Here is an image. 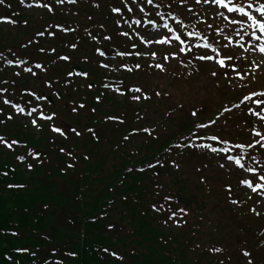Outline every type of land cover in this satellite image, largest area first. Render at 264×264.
Segmentation results:
<instances>
[{"label":"trees","instance_id":"16d2710c","mask_svg":"<svg viewBox=\"0 0 264 264\" xmlns=\"http://www.w3.org/2000/svg\"><path fill=\"white\" fill-rule=\"evenodd\" d=\"M34 34L26 29L18 35L19 41L27 39L32 54L49 60L50 54L38 51L43 46ZM59 49L58 54L63 55L62 47ZM48 76L51 81L57 79L51 72ZM93 78L98 80L99 75L94 73ZM96 85L94 90L68 94L67 102L77 111L69 114L55 109L56 123H67L81 135L70 132L57 138L43 130L39 140L30 136L27 141L49 153L50 163L26 173L22 168L13 169L0 155V172L7 173L0 174V264H56L58 257L62 258L58 264H120L100 255L101 247L120 251L134 248L132 264H192L183 257L172 261L164 247L170 236L159 225H152L145 209L166 191L176 192L178 202L194 209H204L211 202L201 188L191 190L189 182L184 185L173 179L175 171L165 159L168 140L162 143V139L146 134H132L149 122L141 116L143 106L133 108L125 99L112 108L109 102H116L100 91L99 81ZM97 97L104 101L100 103ZM116 115L122 122L108 121ZM158 160L166 163L153 166ZM21 182L22 189L6 188ZM116 220L119 226H113ZM109 225L113 231L108 230ZM106 232L114 235L116 244L104 236ZM62 251L76 255L62 257Z\"/></svg>","mask_w":264,"mask_h":264},{"label":"snow or ice","instance_id":"6c2138e0","mask_svg":"<svg viewBox=\"0 0 264 264\" xmlns=\"http://www.w3.org/2000/svg\"><path fill=\"white\" fill-rule=\"evenodd\" d=\"M65 2H67L68 4L71 5H76L78 3V0H54V3L56 5H63L65 4ZM94 6L95 7H100V4L97 2V0H93ZM147 5H153L154 4V0H121V6H117L115 4H110V10L112 13L116 14L117 18H116V24L120 25L123 19V12L126 9L127 12L132 13L134 11V7L139 9L140 13H143L144 15L140 18H136L135 16L132 17L129 20H123L124 24L128 25L129 29H132L133 33L135 34L136 37L139 38L140 42L143 43L145 46L150 45L152 43H159V44H173V42H176V47L178 48V51L176 52H169L165 55L162 56V61H167L169 60V58H173L176 59L181 53H188V52H192L193 47L198 48V49H205V50H210L211 53L215 54V55H211L209 54L207 51H202L199 53H193V55L195 56V58L197 60L200 61H215V63L219 66V68H221L223 71L220 72V75L223 76H236L239 77L240 79L244 78V75H247V73H241L240 71H237L239 65L237 63H226V61H233L235 59H239V57H233L231 55H227V56H221V53L219 51V49L217 47L214 46L213 43L209 42V38L207 36H204L201 34V32L199 31H187L186 33H181L179 31H177V29H174L173 27L170 26V24L167 22L166 18H164L160 13H156V15L161 16V19L164 20L163 24H158L156 22V20L154 19H146L148 13L146 12L145 8H144V4ZM179 3L181 5H184L187 3V0H179ZM196 4H211L214 6H217L219 9H223L225 11H220L217 13L218 16L223 17L224 20L229 21L231 24L233 25H239V28L241 29V31H237L236 35L239 37L238 40H234L231 36L226 37V39L228 40V42L230 44H235L238 45V47L240 49H243L245 52L251 50V51H259L261 54H264V3H259L258 0H239V2H237V0H195ZM0 4H5V0H0ZM19 4L23 5L25 7L31 8L33 6L35 7H39V8H45L47 9L48 12H54L56 9L53 6V2L52 0H32L31 3H26V0H19ZM156 7H159V5H156ZM170 7V5H169ZM61 11H63V9H60ZM193 9L191 6H188L187 11L191 12ZM227 13V14H226ZM258 14V15H257ZM15 15V13L13 14ZM172 18L176 21V23L181 27L184 28L186 27L183 23V21L175 15H172ZM89 19H91V17H89ZM0 21H4L6 23L9 24H16V21L14 19H11L7 16H0ZM142 22L144 24L147 25H151L152 28L156 29V28H160L162 27L163 29H166L168 33H171V36L169 37L168 35H165L163 37H161L159 40L153 41L150 39H147L145 35H141L139 32H137L135 29L132 28V25L135 24L137 27H140L142 25ZM24 23H27V21H24ZM245 25L247 26L245 28ZM55 27L59 28L60 31L62 32H70V31H75V29H71V28H66L63 25H56ZM101 28L104 27L103 24L100 25ZM209 28H212V25L209 24L208 25ZM247 30H251L250 31V40L247 42L249 47H245V43H243V41L245 40V36L249 35V32ZM85 31L87 32L88 30L85 29ZM217 31H219V29H217ZM259 33V35H258ZM38 36L43 37L45 35L44 31L38 32L37 33ZM47 35L50 37L55 38L56 33L54 31H48ZM89 36H91L92 40H97L96 36H93L90 32L88 33ZM120 35H123L125 37H128L129 39H132V35H130V33L128 31H121ZM198 38L199 40L203 41V44L200 43H195V44H189L188 40L185 38ZM102 39L104 40H111L110 36H103ZM254 41H260V43L258 44H254ZM31 43V41H30ZM70 48L72 49H76L78 47V45L76 43L70 44L69 45ZM133 48H136L137 45L136 44H132ZM39 52L44 53L45 51H51L53 53H56V49L55 48H51V49H45L43 47L38 49ZM94 51L96 53L99 54V56L104 57L106 56V52L100 48H95ZM119 56L123 57L126 55H130L131 53H127V52H118L117 53ZM157 52L156 51H151V52H136L135 55L140 56V55H144V56H150L153 59H155V57L157 56ZM3 57V54L0 53V58ZM71 57L68 55H60L57 54L55 60L52 61V63H57L58 61H70ZM85 59H87V57H85ZM4 63L7 65H15L17 68H19L21 65H25V67L23 68V72L25 73H29L31 76L36 77L38 75V73L36 71L33 70V68L35 69H39L41 72H46L47 68L46 66L42 63V62H34L33 66H27L28 65V61L26 59H20L17 58L16 60H10V59H6L4 58ZM181 64H184V61L181 60L180 61ZM98 64L103 67L104 69H110L113 71H119L120 68H125L127 71L131 72L134 69L133 68H129L127 66V64H120L119 66H112L108 63H105L103 61H98ZM150 67H155L157 69H159L160 71H165V66L163 62H156L154 65H149ZM186 66V65H185ZM141 67V65L139 63H137L135 65V69H139ZM252 67L254 68H258L259 65H256L253 62ZM16 76H20L21 72L17 71L15 72ZM73 75H81L83 77H88L89 73L87 72H79L76 73L75 71H69L66 73V79L63 81L65 84H69L71 83L70 80L67 79V77H72ZM217 72H213L212 76H216ZM57 79H59V77H57ZM45 83H49L47 80L44 81ZM7 81H0V84H6ZM52 85L49 84V87H51ZM89 87H91V85H89ZM105 87L109 88V90H112V86L109 85H105ZM129 91L135 92V93H142V89L139 86H133L131 88L128 89ZM9 91L8 88H4V87H0V100H2L3 104L5 105H10L13 109H15V112L20 113V114H27L28 116H32L33 113H38V117H34L31 120V124L36 127L37 129H39L40 127H42V125H40L37 121L38 119L41 120H47V121H52L53 118L55 117V113H51L46 115L43 111L39 110V105H35L31 108L30 111L26 112V108L21 106V104L19 103H13L12 99H9L7 96L2 95L4 93H7ZM23 91L28 92V94L32 97H34L36 100H43L46 99V97L38 95L35 91H32L30 89H25ZM115 91L118 93L123 94V90L120 87L115 88ZM161 93L157 92L156 95H160ZM253 97H264V91L261 92H252L248 95H245L243 97V101H250L252 100ZM133 100H140L142 97L141 95H133L131 97ZM143 98L148 99L149 97L147 96V94H144ZM97 99H99L97 97ZM29 103H31V101H29ZM253 103H255L257 106H264V99H255L253 101ZM80 108H83L84 105L81 104L79 105ZM233 107H239V105H233ZM73 112L77 111L76 108H72L71 109ZM4 109L0 108V112H3ZM231 109L230 108H225L223 109V111L221 113L218 114L217 119L219 118L220 115H223V112H230ZM248 111L250 113H252L253 115L257 116L260 120L264 121V109H261L258 107V109L254 110L252 108H249ZM193 116L196 115V112L193 111L191 113ZM7 118L9 120H11L13 117L12 115H8ZM109 119H119L118 117H109ZM0 123H4V121H0ZM216 123V120H211L208 122V124H198L196 125V128L199 129H204L209 127L210 125H213ZM51 130L53 132L59 133L62 136H67V133L64 131V129H62L59 126H56L55 124L50 125ZM70 131L74 132L77 136L81 135V133L75 129L72 128L70 129ZM87 131L89 132H93V135H95L94 131L92 129H87ZM135 131H140L139 129H134ZM143 132L147 133L148 135H152L153 134V130L152 129H148V128H144L142 129ZM254 135L256 137H259V139H254L251 143L249 144H235L233 145V147L237 148L240 150L241 153H245L247 154V150L248 149H255L257 146H259L260 149H264V134H262L259 130H257L256 128L252 129ZM204 136H194V139H204ZM208 139H211L213 141H220V143L224 144V145H228L229 141L227 140H220V137L216 136V135H212L210 137H207ZM125 139H127V137H125ZM19 143V141L13 140V141H8L5 137L0 136V144H2L4 147L8 148V149H12L14 144ZM177 147H183L182 145H177ZM187 147H191V148H200V149H209L211 152L213 153H228L231 151V149L227 146L222 147V148H217L211 144H196L194 143L192 140L189 141ZM171 149H169L170 151ZM60 151H64V149H60ZM34 157L38 154L36 153H31ZM68 155H71V153H68ZM248 158L255 162L256 161V157L251 156L250 154H248ZM18 159L23 160L24 157H18ZM224 159H226L227 161H232L234 162L235 166H237L239 169L244 170L247 173H251L252 178H245L242 179L240 181V184L243 186H246L248 189L251 190L252 193H255L257 195V197L264 199V169L255 167V166H247L242 162L245 159V155H227L226 157H224ZM157 164L163 166V162L162 161H157ZM172 164L174 167L179 168V164H176L175 161H172ZM71 167V165H69ZM151 166V165H150ZM221 168L224 167V164L221 163L219 165ZM29 168L32 167V165L28 166ZM197 171H199V169H197ZM201 181L203 182L204 177L200 178ZM8 188H12L13 185H7ZM225 188L228 192L229 195V200L230 203L232 204H239V203H243V201H238L234 198H232V188L231 185H225ZM249 199H252V196L248 197ZM3 199V195L2 192H0V200ZM165 201H173L174 197L171 195H166L164 197ZM261 200L258 199L257 203H260ZM152 207L157 210V211H164L165 210V205L164 204H160L159 206L157 205H152ZM253 213H255L256 215H260V212L257 211V209L255 207L250 209ZM167 211L170 213L168 216V220H173L176 223H180V221L175 220L174 218L176 217H184L187 216L188 214V210L184 207H180L178 209L173 210L171 208V206H168ZM167 222V221H165ZM109 227H112V225H109ZM13 235H15V233H13ZM23 251H27V249H23ZM211 251L213 252H221L222 249L220 248H213L211 249ZM70 255L75 256L76 253H71ZM113 255H116L115 253H113ZM243 255L245 257H250L251 254L250 252H248L247 250L243 251ZM220 264H223V261L220 262ZM247 264H253V261L251 258H249L247 260Z\"/></svg>","mask_w":264,"mask_h":264},{"label":"rangeland","instance_id":"374dc122","mask_svg":"<svg viewBox=\"0 0 264 264\" xmlns=\"http://www.w3.org/2000/svg\"><path fill=\"white\" fill-rule=\"evenodd\" d=\"M193 1H195V0H193ZM31 2H32V0H31ZM30 1H28L27 3H31ZM52 2H53V5H54V8L58 11V10H60L61 8L65 11V12H68V9H66V8H63V5H56L55 3H54V0H52ZM65 4H66V2H65ZM26 9H25V11H29L30 13H29V15L30 16H35L34 18H36V17H39V15L41 14V13H45L47 10L45 9V8H39V7H31V8H28V7H25ZM28 9H31V10H28ZM71 9H74L75 10V8H71ZM36 12V15H34L33 13H35ZM76 15V12H74V11H72V12H69V14L67 13V17H68V19H69V17L71 18V20H78L76 17L77 16H75ZM247 27V26H246ZM159 31H162V30H159ZM248 31H251V30H248ZM164 33H165V31H163V32H159V36L160 37H163L164 36ZM99 58L101 59H99L100 61H103V62H105V63H108V64H110V65H112V66H119L120 65V63H118V62H116V61H114V56H111V57H108L107 55L106 56H104V57H101V56H99ZM103 70H104V68L103 67H101ZM105 70H109V71H113V70H110V69H105ZM79 83H81V84H83L82 83V81H78ZM115 88H117L116 86H112V91L113 92H116L115 91ZM9 95H11V94H9ZM53 96H54V94H52ZM119 97H121V96H119ZM10 99H12L13 100V103L14 102H16V101H14V99H13V97H10ZM18 103V102H17ZM36 104H32V106H35ZM26 108V107H25ZM60 108H63V105L61 106L60 105ZM30 109V108H29ZM28 109V110H29ZM31 110V109H30ZM29 110V111H30ZM6 111L8 112V113H10L13 117H15V118H18V117H20L22 114H20V113H17V112H15V109H13L10 105H7V107H6ZM22 117V116H21ZM29 119V121L31 122V120L34 118V117H38V113H33L32 114V117H30V116H27ZM40 120L38 119V121L37 122H39ZM25 122V121H24ZM26 124H28L27 122H25ZM31 126V125H30ZM30 126H28L29 128H30ZM33 133H34V135H38V131H36V130H34V131H32Z\"/></svg>","mask_w":264,"mask_h":264}]
</instances>
